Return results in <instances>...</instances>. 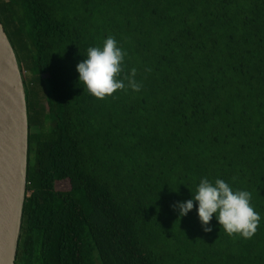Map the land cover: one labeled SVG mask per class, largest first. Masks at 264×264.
Here are the masks:
<instances>
[{
    "label": "trees",
    "instance_id": "16d2710c",
    "mask_svg": "<svg viewBox=\"0 0 264 264\" xmlns=\"http://www.w3.org/2000/svg\"><path fill=\"white\" fill-rule=\"evenodd\" d=\"M0 20L29 119L15 264H264V0H0ZM108 36L140 91L78 83ZM201 177L251 193V238L204 232L195 201L178 217Z\"/></svg>",
    "mask_w": 264,
    "mask_h": 264
},
{
    "label": "clouds",
    "instance_id": "9594fccd",
    "mask_svg": "<svg viewBox=\"0 0 264 264\" xmlns=\"http://www.w3.org/2000/svg\"><path fill=\"white\" fill-rule=\"evenodd\" d=\"M125 56V50L113 36L106 37L101 46L88 47L84 58L75 66L78 83L83 85V90L100 99L126 87L140 91L142 85L134 79L135 68L124 79L118 78L123 71ZM124 80L128 81L127 85ZM251 198L249 191L234 190L223 179L213 181L201 177L195 192H191V198L176 201L170 207L177 211L178 217H183L193 209L195 201L197 217L204 232L213 230L210 222L214 217L227 234H239L247 239L255 234L261 220L251 204Z\"/></svg>",
    "mask_w": 264,
    "mask_h": 264
},
{
    "label": "water",
    "instance_id": "95a60500",
    "mask_svg": "<svg viewBox=\"0 0 264 264\" xmlns=\"http://www.w3.org/2000/svg\"><path fill=\"white\" fill-rule=\"evenodd\" d=\"M25 81L0 20V264H15L28 183Z\"/></svg>",
    "mask_w": 264,
    "mask_h": 264
},
{
    "label": "rangeland",
    "instance_id": "374dc122",
    "mask_svg": "<svg viewBox=\"0 0 264 264\" xmlns=\"http://www.w3.org/2000/svg\"><path fill=\"white\" fill-rule=\"evenodd\" d=\"M7 33V32H6ZM14 46V45H13ZM14 49H15V52H16V54H17V56H18V53H17V50H16V48H15V46H14ZM25 81V80H24ZM43 85H45V87H46V82H45V79H43ZM33 86H35V84H33ZM40 86H41V84H38V83H36V86L35 87H37V89H39L40 88Z\"/></svg>",
    "mask_w": 264,
    "mask_h": 264
}]
</instances>
